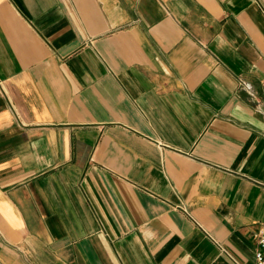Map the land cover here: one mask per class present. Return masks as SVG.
Listing matches in <instances>:
<instances>
[{
  "label": "crops",
  "instance_id": "0c3cea01",
  "mask_svg": "<svg viewBox=\"0 0 264 264\" xmlns=\"http://www.w3.org/2000/svg\"><path fill=\"white\" fill-rule=\"evenodd\" d=\"M264 0H0V264H255Z\"/></svg>",
  "mask_w": 264,
  "mask_h": 264
},
{
  "label": "built area",
  "instance_id": "2783aa9c",
  "mask_svg": "<svg viewBox=\"0 0 264 264\" xmlns=\"http://www.w3.org/2000/svg\"><path fill=\"white\" fill-rule=\"evenodd\" d=\"M259 248L255 252V264H264V224L254 232Z\"/></svg>",
  "mask_w": 264,
  "mask_h": 264
}]
</instances>
